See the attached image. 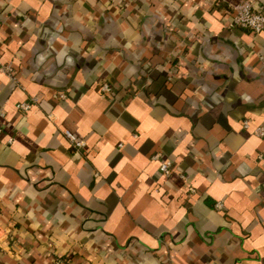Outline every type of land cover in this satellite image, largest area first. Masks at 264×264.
Instances as JSON below:
<instances>
[{"label":"crops","instance_id":"1","mask_svg":"<svg viewBox=\"0 0 264 264\" xmlns=\"http://www.w3.org/2000/svg\"><path fill=\"white\" fill-rule=\"evenodd\" d=\"M240 1L0 0V264H264V30L230 26Z\"/></svg>","mask_w":264,"mask_h":264},{"label":"built area","instance_id":"2","mask_svg":"<svg viewBox=\"0 0 264 264\" xmlns=\"http://www.w3.org/2000/svg\"><path fill=\"white\" fill-rule=\"evenodd\" d=\"M230 26L247 30L253 34H259L264 30V12L255 10L249 0H241L238 4L231 7ZM0 73L4 74L12 85H18L12 66L10 64L3 63L1 58ZM100 89L103 93H111V88L107 84H102ZM61 98L63 97L61 96ZM33 103L34 100L30 102H23L18 104L16 108L20 111H26L31 108ZM243 126L244 128H248L249 122L247 120L244 121ZM3 131V126L0 124V135ZM64 134L75 145V147L79 148L82 146V142L77 141L70 132L65 131ZM254 134L258 137H264V127H257L254 130ZM7 142L10 144L12 142V138H9ZM153 159H159V154L153 156ZM172 170L173 167L170 160L165 159L159 163V171L162 175L169 176L172 173ZM189 190L192 193L194 192L192 188Z\"/></svg>","mask_w":264,"mask_h":264}]
</instances>
